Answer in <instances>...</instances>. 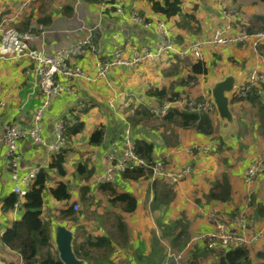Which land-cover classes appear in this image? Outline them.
I'll return each mask as SVG.
<instances>
[{"label":"crops","instance_id":"0c3cea01","mask_svg":"<svg viewBox=\"0 0 264 264\" xmlns=\"http://www.w3.org/2000/svg\"><path fill=\"white\" fill-rule=\"evenodd\" d=\"M102 1L0 0V15L6 12L0 24L23 35L16 53L5 43L0 44V135L10 123L28 127L43 101L35 63L29 56H14L21 52L52 54L89 37L92 48L76 60V65L91 79L78 78L73 82L61 79L72 88L70 92L54 96L45 111L42 136L46 145L31 138L21 143L23 172L33 167L50 172L41 217L43 221H50L53 245L52 221L65 223L75 231V247L83 233L108 235L107 228L113 224L105 218L121 215L129 227L126 247L141 249L139 259L143 256L149 264H160L172 251L180 254L187 264H212L217 259L205 241L192 238L215 229L207 217L212 208H218L227 216L243 207L248 193L245 173L250 164L264 154V118L260 119L252 99L238 96L241 88L248 85L253 71L261 75L264 83V42L258 48L252 41L202 46L207 73L196 75L193 85L190 83L192 68L201 59L192 53L186 56L167 53L161 58L148 57L133 66L118 65L103 78L97 77L95 64L98 59L111 58L118 48L123 49L128 59L134 58L143 47L155 48L162 37L159 21L164 22L170 37L182 46L206 41L216 29L229 23L235 31L244 27L251 32L260 31L264 29V2L181 0L182 14L166 17L153 10L150 0H111L112 6L106 9L101 8ZM117 5L122 11L115 9ZM134 12L145 16L149 25L131 21ZM230 75L235 79L230 93L233 121L221 120L215 113L212 134L169 124L164 117L150 113L152 106L174 101L170 99L175 97V101L182 98L211 100V87ZM163 90L166 92L163 97L154 94ZM260 96L264 104V88ZM177 108L180 109L179 105ZM73 117L81 118L84 127L72 136L64 162L65 173L60 174L50 166L53 153L49 145L55 140L56 124L72 121ZM101 125L105 131L103 142L90 144L92 133ZM127 131L133 143L137 139L151 143L153 160L165 161L169 170L191 168L184 180L172 185L175 196L169 205L152 207L155 179L150 175L132 179L125 173H117L121 175L117 182H110L117 193L136 197L137 207L133 212L114 205L110 188L102 187L104 183L99 179L106 173L107 154L114 145L123 147ZM192 146L197 148L188 151ZM5 153L6 146L0 141V264H23L22 255L2 242L6 229L26 211L24 197H19L14 207L4 209L5 202L14 193ZM84 163L92 171L89 177L78 173L79 165ZM225 178L231 187L229 197L226 200L210 198L215 183ZM60 182L69 186L70 199L58 200L51 193ZM254 185L248 210L253 222L264 228V173ZM75 204L79 205V210L74 209ZM71 207L74 215L63 217V212ZM92 218H103L104 225L94 224ZM100 230L104 234L98 233ZM263 248L264 236L249 248L252 264H263L256 257ZM116 251L117 246L114 253Z\"/></svg>","mask_w":264,"mask_h":264},{"label":"built area","instance_id":"2783aa9c","mask_svg":"<svg viewBox=\"0 0 264 264\" xmlns=\"http://www.w3.org/2000/svg\"><path fill=\"white\" fill-rule=\"evenodd\" d=\"M111 0L101 2V8L106 9L111 7ZM116 7V6H115ZM118 12L122 11L117 5ZM130 20L135 23H140L145 26L149 25L148 19L138 12H134L130 16ZM162 28V37L155 48L143 47L134 58H125L123 49L115 50L113 56L109 59H98L95 66L97 69V77H106L108 73L118 65L133 66L147 59L148 57L161 58L167 53H172L179 56H186L190 53L203 61L204 55L201 51L204 45H227L238 44L247 41H252L253 46L258 48L264 42V29L260 31H248L247 27L235 31L232 23L216 29L212 36L206 41L193 42L185 46L179 45L170 37L169 32L163 21H159ZM23 35L14 29H6L3 24H0V44L5 43L13 52L21 47ZM92 48L90 38L81 40L72 46L60 48L52 54L29 53L14 56L16 58L29 56L35 63V71L38 75V87L43 95V101L37 107L33 115L31 124L28 127H22L17 123L6 125L3 135H0V141L6 146V170L10 174V178L14 183L13 191L20 198L25 197L30 190L35 178L37 177L40 168L33 167L23 172L22 161L23 154L21 151V143L26 138H31L38 144H45V139L42 136L43 118L46 109L51 104L52 98L65 92H70L71 86L69 82L66 84L61 82V79H67L73 82L74 79H91L82 69L77 67L76 60L80 56L86 54L87 50ZM250 84H258L263 79L260 74L253 71L249 78ZM194 81L191 82L193 85ZM248 85L241 88L239 95L244 96ZM180 110L189 109L195 112H213L216 111L215 105L210 99H193L182 98L180 101H168L161 105H155L150 108L152 115L156 117H164L172 108ZM66 126L64 121H59L55 126V140L49 145L53 154L58 153L63 147H66L68 142L65 136ZM197 147L192 146L188 151H194ZM208 150V149H207ZM140 168L149 173L150 177L166 180L172 185H175L184 180L190 172V167H185L180 170H169L165 161L147 160L141 157L134 143L130 140L129 131L124 141L122 148L113 146L111 152L107 154L106 173L99 179L101 183L113 182L117 173H124L127 170ZM264 173V154L257 157L248 167L245 173V182L247 185V196L253 192V187L256 179L260 174ZM250 202H246L237 211L227 216H223L218 208H212L208 214V220L214 225L215 229L205 234H197L192 240L205 241L211 254L218 258L220 254L238 247L250 248L257 240L264 236V228L255 224V221L249 217L247 210ZM75 210H79V205H74ZM160 264H187L183 262L180 254H175L169 251L164 262Z\"/></svg>","mask_w":264,"mask_h":264},{"label":"trees","instance_id":"16d2710c","mask_svg":"<svg viewBox=\"0 0 264 264\" xmlns=\"http://www.w3.org/2000/svg\"><path fill=\"white\" fill-rule=\"evenodd\" d=\"M264 2V0H260ZM153 5V10L156 13H161L166 17H172L182 14L181 0H150ZM191 17L190 15H186ZM248 31H250L248 29ZM251 32V31H250ZM193 76L190 77V83L195 80V76L202 73H207V66L204 61L199 60L193 65ZM248 84V89L245 90V95L240 98L252 99L258 107L259 117L264 118V104L261 100V92L264 88L263 81L257 85ZM154 94L159 97L165 96L166 92L155 91ZM175 97V96H172ZM236 98V97H235ZM171 98L170 100H175ZM151 113V111H150ZM149 113V114H150ZM213 112H195L189 109L180 110L172 108L164 120L169 124H176L184 128H196L204 134H212L215 131L213 124ZM152 114V113H151ZM66 126L65 136L67 146L63 147L58 153L53 154V162L51 168H56L60 174H64V162L69 149V142L72 136L81 132L84 127V121L79 117H73L72 121L63 120ZM104 126L97 127L90 137V144L99 145L104 140ZM137 153L147 159L153 160V145L144 140L137 139L134 142ZM69 146V147H68ZM80 175L89 177L92 171L88 170L87 164H80L78 167ZM125 175L132 179H137L149 175L143 169L136 168L127 170ZM50 179V172L47 169L40 168V171L35 178L30 190L25 195L26 211L20 220L15 221L3 234L2 242L8 248L19 252L23 257V264H63L58 258L57 251L52 243L50 230V221H43L42 209L44 204L43 193L47 188V182ZM111 183L107 182L102 187L110 188L111 202L114 205H119L123 210L133 212L137 207V199L130 193H117L115 189L110 187ZM155 198L153 208H159L162 205H169L174 199L175 192L172 184L161 179L154 181ZM231 192V187L225 178L223 181L216 182L214 190L210 193V198H219L226 200ZM51 193L58 200H68L71 197L69 186L60 182L55 188L51 189ZM19 200V196L13 193L4 204V209L8 210L15 206ZM73 207L63 212V217L73 216ZM116 228L118 230L121 244L127 246L129 242V227L125 218L121 215H116ZM116 249L114 241L109 235H92L83 233V238L80 242L75 243V252L78 257L86 259L90 264H118L114 261L113 253ZM264 264V248L256 254ZM212 264H252L250 250L244 247H238L220 254L217 260Z\"/></svg>","mask_w":264,"mask_h":264},{"label":"water","instance_id":"95a60500","mask_svg":"<svg viewBox=\"0 0 264 264\" xmlns=\"http://www.w3.org/2000/svg\"><path fill=\"white\" fill-rule=\"evenodd\" d=\"M6 12L1 13L0 20ZM235 87V79L228 76L218 81L211 87L212 102L215 105L216 113L221 120L233 121V114L230 109V93ZM121 175L116 174L113 182H117ZM54 246L57 251L58 258L63 264H88L86 259L77 256L74 247L75 231L67 227L65 223L52 221ZM52 236V235H51Z\"/></svg>","mask_w":264,"mask_h":264},{"label":"rangeland","instance_id":"374dc122","mask_svg":"<svg viewBox=\"0 0 264 264\" xmlns=\"http://www.w3.org/2000/svg\"><path fill=\"white\" fill-rule=\"evenodd\" d=\"M254 187H255V185H254ZM254 187H253V192L250 195V199L248 198V196L246 197V200H245L246 202H251V197L254 194ZM235 211H237V209ZM247 213H248L249 217L251 218V215L249 214V210H247ZM87 216H89V214ZM105 219H108V221L111 224H113V226H111V225L108 226L107 230H109V231H107V234L112 238V240L114 241V244L117 246V251H116V253L113 254L116 262H118L120 264H149V261L147 260V258H144L143 256H141V259H139L140 256L138 254L142 253L141 252L142 250L137 249V246L132 247L131 250L129 249V247H126V246L121 247V240L119 239V236H117V238H115L116 235H118V230L116 228V223H117L116 216L115 215L114 216H108ZM255 220L260 221V219H255ZM103 221H104L103 218H100V219L92 218V222L94 224L99 223L101 225H104ZM85 225L86 224L84 223V226ZM98 233L104 234V232H102L101 230L98 231Z\"/></svg>","mask_w":264,"mask_h":264}]
</instances>
